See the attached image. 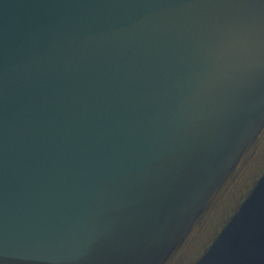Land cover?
Returning a JSON list of instances; mask_svg holds the SVG:
<instances>
[{
    "label": "water",
    "instance_id": "95a60500",
    "mask_svg": "<svg viewBox=\"0 0 264 264\" xmlns=\"http://www.w3.org/2000/svg\"><path fill=\"white\" fill-rule=\"evenodd\" d=\"M0 264H264V0H0Z\"/></svg>",
    "mask_w": 264,
    "mask_h": 264
}]
</instances>
